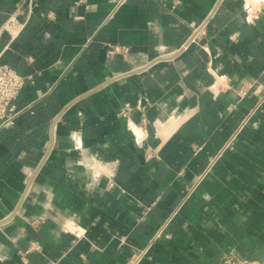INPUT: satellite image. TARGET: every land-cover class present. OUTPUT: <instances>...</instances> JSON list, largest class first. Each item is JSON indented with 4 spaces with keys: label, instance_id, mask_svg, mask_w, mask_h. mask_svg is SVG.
Returning a JSON list of instances; mask_svg holds the SVG:
<instances>
[{
    "label": "crops",
    "instance_id": "0c3cea01",
    "mask_svg": "<svg viewBox=\"0 0 264 264\" xmlns=\"http://www.w3.org/2000/svg\"><path fill=\"white\" fill-rule=\"evenodd\" d=\"M19 6L0 264H128L158 231L137 264L264 262V0H35L2 29Z\"/></svg>",
    "mask_w": 264,
    "mask_h": 264
},
{
    "label": "built area",
    "instance_id": "2783aa9c",
    "mask_svg": "<svg viewBox=\"0 0 264 264\" xmlns=\"http://www.w3.org/2000/svg\"><path fill=\"white\" fill-rule=\"evenodd\" d=\"M23 2L26 4L25 9L19 6L16 11L11 13L4 22L2 29L8 30L11 28L17 21V14H24L26 17L29 16L35 5V0H23ZM256 16L257 12L252 14L250 19H254ZM19 25L21 26L23 24L20 23ZM28 78L29 76H23L19 74L8 64L0 61V123H12L15 116L13 100L18 96L23 84ZM241 93L244 92L242 91ZM127 114L128 111L126 108H120L118 111L119 116L127 117ZM142 120H144V118H142ZM158 235L159 231L156 233L155 237ZM154 238L149 240V242H147V244L132 257L128 264H137L143 255L146 254ZM30 249H32V247H30L28 250H25V252L29 251ZM34 249L38 248L34 247ZM21 254L23 253L21 252ZM217 264H264V262L257 259H250L241 255L234 249H230L221 256Z\"/></svg>",
    "mask_w": 264,
    "mask_h": 264
}]
</instances>
